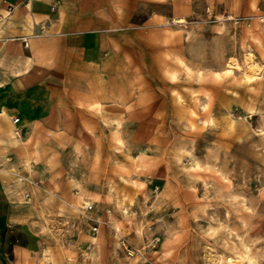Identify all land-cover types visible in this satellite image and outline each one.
<instances>
[{"label": "rangeland", "instance_id": "rangeland-1", "mask_svg": "<svg viewBox=\"0 0 264 264\" xmlns=\"http://www.w3.org/2000/svg\"><path fill=\"white\" fill-rule=\"evenodd\" d=\"M135 1L158 114L22 179L8 264H264V0Z\"/></svg>", "mask_w": 264, "mask_h": 264}, {"label": "crops", "instance_id": "crops-1", "mask_svg": "<svg viewBox=\"0 0 264 264\" xmlns=\"http://www.w3.org/2000/svg\"><path fill=\"white\" fill-rule=\"evenodd\" d=\"M136 3L0 0V264L31 244L22 179H46L49 156L82 137L158 114Z\"/></svg>", "mask_w": 264, "mask_h": 264}, {"label": "bare ground", "instance_id": "bare-ground-1", "mask_svg": "<svg viewBox=\"0 0 264 264\" xmlns=\"http://www.w3.org/2000/svg\"><path fill=\"white\" fill-rule=\"evenodd\" d=\"M246 59H247V62L249 61L248 64H247V68L245 70L246 71V75L253 76V77L257 76V70L259 69V67L256 65L255 62L252 61L253 59H251L250 56H249V58H246Z\"/></svg>", "mask_w": 264, "mask_h": 264}, {"label": "built area", "instance_id": "built-area-1", "mask_svg": "<svg viewBox=\"0 0 264 264\" xmlns=\"http://www.w3.org/2000/svg\"><path fill=\"white\" fill-rule=\"evenodd\" d=\"M10 11H11V10H10ZM91 208H92V207L89 205V206L87 207V210H91Z\"/></svg>", "mask_w": 264, "mask_h": 264}]
</instances>
